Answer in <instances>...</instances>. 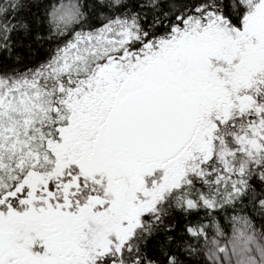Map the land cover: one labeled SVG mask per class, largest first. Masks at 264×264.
Listing matches in <instances>:
<instances>
[{
    "label": "snow or ice",
    "instance_id": "1",
    "mask_svg": "<svg viewBox=\"0 0 264 264\" xmlns=\"http://www.w3.org/2000/svg\"><path fill=\"white\" fill-rule=\"evenodd\" d=\"M0 264H264V0H0Z\"/></svg>",
    "mask_w": 264,
    "mask_h": 264
}]
</instances>
